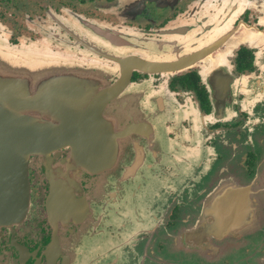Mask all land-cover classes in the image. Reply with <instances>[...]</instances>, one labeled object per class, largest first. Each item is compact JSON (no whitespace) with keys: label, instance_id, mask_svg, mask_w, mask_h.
I'll use <instances>...</instances> for the list:
<instances>
[{"label":"flooded vegetation","instance_id":"flooded-vegetation-1","mask_svg":"<svg viewBox=\"0 0 264 264\" xmlns=\"http://www.w3.org/2000/svg\"><path fill=\"white\" fill-rule=\"evenodd\" d=\"M0 36L88 108L43 120L0 264H264V0H0Z\"/></svg>","mask_w":264,"mask_h":264},{"label":"water","instance_id":"water-1","mask_svg":"<svg viewBox=\"0 0 264 264\" xmlns=\"http://www.w3.org/2000/svg\"><path fill=\"white\" fill-rule=\"evenodd\" d=\"M37 46H12L0 36V227L17 221L30 202L29 156H40L62 141L46 137L61 130L44 123L45 116L62 114L67 119L63 123L69 127L73 119L88 116V108L58 109L56 98L69 94L58 89L54 76L33 73L38 68L34 63L44 61L40 58L48 53L44 45ZM44 102L49 105L38 106ZM79 125L88 126L82 122ZM261 146L264 148V141ZM257 223L263 225L264 219Z\"/></svg>","mask_w":264,"mask_h":264},{"label":"rangeland","instance_id":"rangeland-1","mask_svg":"<svg viewBox=\"0 0 264 264\" xmlns=\"http://www.w3.org/2000/svg\"><path fill=\"white\" fill-rule=\"evenodd\" d=\"M3 39L7 40L6 38H4L3 36H1ZM8 41V40H7ZM9 43V42H8ZM10 44V43H9ZM34 43H30V44H24V45H27V46H33ZM11 45V44H10ZM23 45V44H22ZM22 45H12V46H22ZM45 46V45H44ZM37 47H41L40 45H38ZM6 61V60H5ZM8 61V60H7ZM8 64H10V62H8ZM48 118V116H45V119Z\"/></svg>","mask_w":264,"mask_h":264}]
</instances>
